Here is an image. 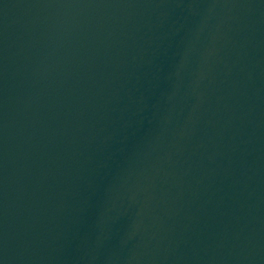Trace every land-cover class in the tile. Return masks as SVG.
Instances as JSON below:
<instances>
[{"label": "water", "instance_id": "1", "mask_svg": "<svg viewBox=\"0 0 264 264\" xmlns=\"http://www.w3.org/2000/svg\"><path fill=\"white\" fill-rule=\"evenodd\" d=\"M0 264H264V0H170L0 211Z\"/></svg>", "mask_w": 264, "mask_h": 264}]
</instances>
